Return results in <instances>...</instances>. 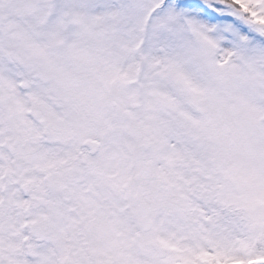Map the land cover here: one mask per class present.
Segmentation results:
<instances>
[{
  "label": "snow or ice",
  "instance_id": "1",
  "mask_svg": "<svg viewBox=\"0 0 264 264\" xmlns=\"http://www.w3.org/2000/svg\"><path fill=\"white\" fill-rule=\"evenodd\" d=\"M0 264H264V0H0Z\"/></svg>",
  "mask_w": 264,
  "mask_h": 264
}]
</instances>
